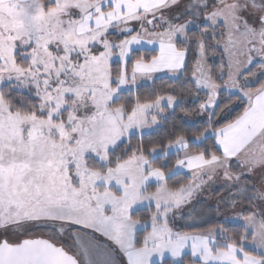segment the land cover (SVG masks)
I'll list each match as a JSON object with an SVG mask.
<instances>
[{"label": "snow or ice", "instance_id": "obj_1", "mask_svg": "<svg viewBox=\"0 0 264 264\" xmlns=\"http://www.w3.org/2000/svg\"><path fill=\"white\" fill-rule=\"evenodd\" d=\"M0 264H264V0H0Z\"/></svg>", "mask_w": 264, "mask_h": 264}, {"label": "rangeland", "instance_id": "obj_2", "mask_svg": "<svg viewBox=\"0 0 264 264\" xmlns=\"http://www.w3.org/2000/svg\"><path fill=\"white\" fill-rule=\"evenodd\" d=\"M191 119H197L196 117H192ZM210 203H214V201H209Z\"/></svg>", "mask_w": 264, "mask_h": 264}]
</instances>
